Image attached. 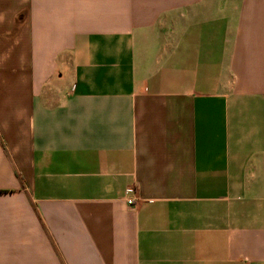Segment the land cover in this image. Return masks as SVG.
<instances>
[{"label": "crops", "instance_id": "crops-1", "mask_svg": "<svg viewBox=\"0 0 264 264\" xmlns=\"http://www.w3.org/2000/svg\"><path fill=\"white\" fill-rule=\"evenodd\" d=\"M0 264H264V0H0Z\"/></svg>", "mask_w": 264, "mask_h": 264}, {"label": "built area", "instance_id": "built-area-1", "mask_svg": "<svg viewBox=\"0 0 264 264\" xmlns=\"http://www.w3.org/2000/svg\"><path fill=\"white\" fill-rule=\"evenodd\" d=\"M128 203H129V204H132V203H133V200H132V199H129V200H128Z\"/></svg>", "mask_w": 264, "mask_h": 264}]
</instances>
